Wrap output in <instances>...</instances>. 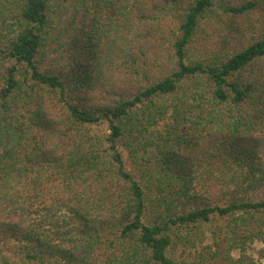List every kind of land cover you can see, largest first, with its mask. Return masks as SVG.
<instances>
[{"label":"trees","instance_id":"1","mask_svg":"<svg viewBox=\"0 0 264 264\" xmlns=\"http://www.w3.org/2000/svg\"><path fill=\"white\" fill-rule=\"evenodd\" d=\"M0 264H264V0H0Z\"/></svg>","mask_w":264,"mask_h":264},{"label":"rangeland","instance_id":"2","mask_svg":"<svg viewBox=\"0 0 264 264\" xmlns=\"http://www.w3.org/2000/svg\"><path fill=\"white\" fill-rule=\"evenodd\" d=\"M71 7L68 8V10L65 12L64 16L61 17L58 21V24H57V27H56V32L59 30V29H62L65 27L66 23H67V20L69 19L70 17V14H71ZM102 127H100L98 130H101ZM262 247V244L261 243H255L253 244L251 247L247 248L246 252L251 255L252 257L254 258H257V251ZM237 252H234V255L237 256Z\"/></svg>","mask_w":264,"mask_h":264}]
</instances>
